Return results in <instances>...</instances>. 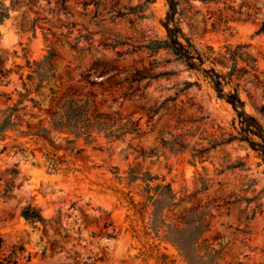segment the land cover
Listing matches in <instances>:
<instances>
[{"label": "rangeland", "instance_id": "1", "mask_svg": "<svg viewBox=\"0 0 264 264\" xmlns=\"http://www.w3.org/2000/svg\"><path fill=\"white\" fill-rule=\"evenodd\" d=\"M57 1L36 0L37 5L28 9L23 0H0L9 12V18L0 24V56L6 60L5 68L38 62L52 50L57 54L54 69L58 76L38 94H30L38 106L32 108L24 102L19 107H26L19 113V128L0 138V261L23 247L25 252L17 254V264H159L162 255L175 264H185L174 247L155 239L148 230L152 206L141 217L131 205L130 198L134 204L144 202L143 184L127 182L129 172L134 171L136 176L150 173L157 177L152 186L170 185L176 206L162 213L166 225L208 207L210 215L197 244L221 251L218 264H264V208L252 221L247 220L251 210L264 203V197L248 206L244 202L225 205L236 197L251 199L264 188V166L258 167L255 155L233 143L211 153L204 164L191 163L189 152L171 154L157 140L159 132L183 135L190 147L198 149V144L206 147L207 140L234 134L231 107L216 98L198 72L187 70L166 51L152 55L137 50L165 37L160 23L168 12L166 0H154L150 11L142 14L149 19L142 20L130 10L144 0H67L65 10ZM91 1L98 3L97 8L94 3L83 7ZM239 8L241 16L231 11ZM116 12L124 16L118 18ZM245 14L250 19L230 22L231 31L224 32L218 24L219 17L243 20ZM36 19L39 22L33 24ZM263 20L264 0H222L217 5L180 1L176 16L182 35L204 58V69L227 75L232 67L227 50L249 47L242 52L252 57L257 70L237 58L232 85L225 92L238 85L245 112L264 131V33L258 34ZM214 23L218 25L212 30ZM80 35H88L91 41H79L72 49ZM135 73L171 76L152 81L142 99L123 101L121 96ZM9 80V85L0 86V121L2 111L16 104L18 94L23 93L17 74H11ZM195 82L200 90L191 87L179 93L184 83ZM69 92L82 99L93 95L91 101L104 111L122 116L136 112L134 118L140 119L145 135L112 144L98 138L95 146L100 149H93L82 140L68 145L73 137L66 132L21 134L27 124L37 127L41 122L49 128L48 112ZM168 99L175 101L163 105L150 123L144 112L137 111L139 107H160ZM140 150H157L158 157L138 158ZM237 160L248 171L218 174L225 161ZM200 179L209 181L203 192ZM249 179L257 180L258 185L244 194L241 191ZM27 206L40 210L47 223L38 229L28 226L20 218Z\"/></svg>", "mask_w": 264, "mask_h": 264}, {"label": "trees", "instance_id": "2", "mask_svg": "<svg viewBox=\"0 0 264 264\" xmlns=\"http://www.w3.org/2000/svg\"><path fill=\"white\" fill-rule=\"evenodd\" d=\"M48 2L49 0H44ZM180 1L189 2L191 0H166L168 6V12L166 18L160 23L165 31V37L160 40L148 41L145 45L138 47L137 50H147L150 54L154 55L159 51L168 52L175 61L184 65L189 71H196L201 76L204 82H206L213 90L218 100L224 101L229 105L234 113V118L231 122V128L234 134L221 135L219 139L207 140V146L198 144L196 147H190L184 140L183 135H172L171 133H158V142L160 147L170 152L171 154H183L185 152L190 153L191 163L204 164L209 160L211 153L222 149L233 143L244 146L248 151L253 153L258 162V167L264 166V131L259 122L253 117L248 115L244 110V103L240 100L238 95V85L231 88L229 92H225V87L232 85V78L236 72V59L241 58L250 66L251 69H256L255 61L248 53L242 52L247 50L248 46H237L234 51L227 50V55L232 60V67L227 75H222L216 72L213 68L204 69L205 60L199 55L189 40L186 39L180 28L178 27L176 16L177 7ZM202 4H219L222 0H197ZM24 5L31 9L37 5L36 0H23ZM67 0L57 1L60 9L65 10V4ZM94 2L83 3V7H86ZM154 3V0H144L142 5H138L136 8L130 10L132 14L138 16L139 20L149 19L142 15L145 11H150V6ZM98 6V3H94ZM235 15L241 16L242 9L231 10ZM116 17L120 18L124 16L120 12H116ZM151 14V13H150ZM246 18L243 20L228 18H218V24L223 26V31H231L229 26L230 22L241 21L246 22L250 19L251 15L245 14ZM9 18L8 8L0 3V24H3L5 20ZM39 22L38 19L33 21V24ZM212 24V30H215L217 25ZM264 33V20L260 23L258 34ZM79 41L89 42L91 38L88 35H80L75 39V44L72 49H75ZM57 59V54L52 50H49L42 60L38 62L26 61L25 66L13 64V70L5 68L6 60H2L0 56V86L9 85V76L13 73L19 76V80L22 85L23 93H19V100L16 104L7 107L2 111V120L0 121V138L8 130L18 129L21 121L19 119V113L26 110V107L19 108L24 102L32 104V108H36L38 103L34 98H30L31 93L38 94L51 81L58 79L55 73L54 62ZM25 70L28 74L25 75ZM171 73L158 74L155 76H144L140 73H135L128 81L129 88L126 93L121 96L123 101H131L133 98L138 100L143 98L144 91L149 87L152 81L159 78L169 77ZM146 84L141 87V84ZM191 87H196L198 90L201 86L198 83H184L183 88L179 90V93H184ZM90 95L88 98H80L75 92H69L59 98L53 108L48 112V125L45 127L43 123H39L37 127H32L29 124L26 125L25 132H21L24 135L42 136L49 135L51 131L66 132L73 140H68L67 143L70 146L75 145L82 140L85 145L93 146V149H100L95 146L98 138H103L107 144L124 142L126 139L134 140L139 139L145 133L140 126V119H135L136 112L122 116L118 112H108L96 107L95 103L91 101L93 98ZM7 101H11L8 97ZM175 99L166 100L160 107L154 109L144 110L143 107L137 108L138 112H144L147 117V123H150L161 110L163 105L167 103H173ZM203 120V119H202ZM177 130V129H175ZM152 132V131H149ZM167 135V137H164ZM150 157H158L157 150L143 151L140 150L138 158L146 159ZM55 168V164H52ZM205 171V170H204ZM234 171H248L246 170L245 163L237 160L233 163L225 161L220 167L218 172L222 175L226 172ZM140 181L143 184V190L141 196L144 199L143 203L134 204L132 198L131 205L134 209H137V213L143 217L148 206H152V212L150 213V220L148 223V230L154 234V238L161 242L168 243L174 247L178 255L182 258L185 264H218L216 261L222 257L221 251H215L204 245L197 244L200 235L206 228L205 218L210 215L208 207L204 209H198L190 214L178 217L175 224H165L161 219L162 213L167 210L170 212L172 208L176 206L174 203V194L172 193L170 185L157 184L152 186L153 182L158 181L157 177L150 175V173H144L141 176H136L134 171H130L127 177L128 185L135 184ZM207 180L200 179L201 189L205 191L208 185ZM258 185V181L255 179H249L244 186L245 189L241 192L247 194ZM255 192V191H253ZM264 197V188L260 190L257 196L249 199L245 197H236L232 202H228L225 205H236L244 202L247 206L252 202H258ZM264 208L263 204H258L251 210V216L248 221H252L256 214H261V210ZM20 218L33 229H38L39 225L44 226L47 221L42 217L40 210L27 206L20 212ZM58 232V230H56ZM162 232V233H161ZM161 234V235H160ZM149 234H146L148 236ZM1 249V240H0ZM197 251H203V255H198ZM25 249L20 247L13 249L8 257H5L0 261V264H17V254L24 253ZM30 259V258H29ZM97 261H102L99 258ZM159 264H175V261H168L165 255H162ZM243 264V263H238Z\"/></svg>", "mask_w": 264, "mask_h": 264}]
</instances>
